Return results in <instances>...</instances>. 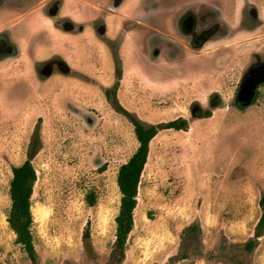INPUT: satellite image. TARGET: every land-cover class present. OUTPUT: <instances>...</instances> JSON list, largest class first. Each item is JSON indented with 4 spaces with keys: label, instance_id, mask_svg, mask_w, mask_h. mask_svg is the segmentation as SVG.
<instances>
[{
    "label": "rangeland",
    "instance_id": "374dc122",
    "mask_svg": "<svg viewBox=\"0 0 264 264\" xmlns=\"http://www.w3.org/2000/svg\"><path fill=\"white\" fill-rule=\"evenodd\" d=\"M63 5L60 15L73 6ZM17 9L10 21L18 22ZM35 24L47 36L19 21L18 53L0 65V264H31L7 213L12 167L26 159L33 139L30 229L38 264L108 259L121 195L117 170L138 146L133 124L106 98L113 87L144 124L186 120L184 129H161L149 141L121 264H264V232L251 251L244 248L264 212V87L245 109L232 99L248 42L232 51L155 58L149 21V32L136 37H143L140 46L126 32L113 47L88 31L58 32L48 18ZM54 52L70 71L40 74V60ZM213 94L219 99L211 104ZM193 104L201 109L196 115Z\"/></svg>",
    "mask_w": 264,
    "mask_h": 264
},
{
    "label": "flooded vegetation",
    "instance_id": "af4514ba",
    "mask_svg": "<svg viewBox=\"0 0 264 264\" xmlns=\"http://www.w3.org/2000/svg\"><path fill=\"white\" fill-rule=\"evenodd\" d=\"M40 1L42 0H0V10L9 11L0 18V65L8 62L19 49L16 35L19 31L13 29L19 21L12 22V18L10 21L14 11L12 8H18L16 11L20 17ZM144 1L147 0H72L70 2L73 6L60 15L64 0H46L42 11L54 30L72 34L74 37L88 31L112 47L115 42L120 44L125 31L135 29L136 26H145L149 21L151 49L155 58L163 52L174 57L188 51H232L238 45L248 42L249 57L237 79L232 99L233 105L239 109H245L257 101L264 87V0ZM78 3H81L80 6L74 7ZM82 9L86 16L84 19L77 15ZM159 12H162L161 19L157 18ZM59 15L61 20L58 21ZM21 20L24 28L28 23L27 16L24 15ZM114 27L116 29L113 30ZM110 31L115 34H109ZM26 32L27 30L24 33ZM30 32L37 35L48 34L45 28ZM147 32L149 29L145 26V33ZM40 61L39 71L44 76H49L54 70L70 71L62 56L55 52ZM218 99V95L213 94L211 104ZM199 112V105L193 104L191 113L196 115Z\"/></svg>",
    "mask_w": 264,
    "mask_h": 264
},
{
    "label": "trees",
    "instance_id": "16d2710c",
    "mask_svg": "<svg viewBox=\"0 0 264 264\" xmlns=\"http://www.w3.org/2000/svg\"><path fill=\"white\" fill-rule=\"evenodd\" d=\"M114 91L115 87L106 88V98H108L117 112L125 115L133 124L138 146L130 157L119 165L117 170L116 182L121 195L118 213L115 216V239L109 257L103 264H121L124 260L128 234L133 227V212L137 203V187L146 162L149 141L161 129H184L186 127L184 118H176L156 124H144L118 102ZM36 152L37 139H33L29 143L26 159L20 165L12 167V178L9 184L11 204L7 213V222L10 229L16 234V242L22 245L31 264H38V257L30 229L33 221L31 195L33 184L37 177L31 160ZM95 200V193L90 191L86 195L87 203L93 205ZM260 205L264 211V195L260 199ZM263 232L264 212L255 225L254 237L246 241L244 248L247 251H251L256 244L257 238ZM83 237L84 239L89 238L88 229H85Z\"/></svg>",
    "mask_w": 264,
    "mask_h": 264
},
{
    "label": "crops",
    "instance_id": "0c3cea01",
    "mask_svg": "<svg viewBox=\"0 0 264 264\" xmlns=\"http://www.w3.org/2000/svg\"><path fill=\"white\" fill-rule=\"evenodd\" d=\"M45 1L46 0H42V1H40L36 6H34L33 7V9L32 10H29L28 12H26L24 15H26L27 16V20H28V23L26 24V25H32L33 24V28L34 29H40L41 27H39L38 25H36L35 23H36V20H38V19H40V18H47L45 15H44V13H43V11H42V5H44V3H45ZM68 1H72V0H68ZM128 1V0H127ZM130 1V0H129ZM7 10H5V11H3L2 9L0 10V18H3V16H4V14H5V12H6ZM7 12H9V11H7ZM12 13H13V11H12ZM12 15V14H11ZM17 15H18V13H17ZM23 15V16H24ZM78 15V17L80 18V19H84L86 16H85V14H84V11H83V9L82 10H80V12L77 14ZM23 16H20V17H18V21H20V23L22 24V22H21V17H23ZM13 22V21H12ZM19 23V22H18ZM126 32H130L131 34L129 35V37L131 36V40L129 41L130 42V44H136V45H141L142 43H143V37L138 41V40H136V37L139 35V34H143L144 33V35L146 34L145 33V31L144 30H136V29H130V30H127V31H125V33H124V36H125V34H126ZM139 39V38H138Z\"/></svg>",
    "mask_w": 264,
    "mask_h": 264
},
{
    "label": "bare ground",
    "instance_id": "6f19581e",
    "mask_svg": "<svg viewBox=\"0 0 264 264\" xmlns=\"http://www.w3.org/2000/svg\"><path fill=\"white\" fill-rule=\"evenodd\" d=\"M81 58V57H80ZM7 96V95H6ZM192 133V132H191Z\"/></svg>",
    "mask_w": 264,
    "mask_h": 264
}]
</instances>
